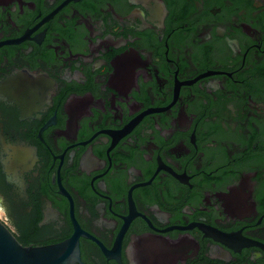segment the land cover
Returning <instances> with one entry per match:
<instances>
[{
	"label": "flooded vegetation",
	"instance_id": "1",
	"mask_svg": "<svg viewBox=\"0 0 264 264\" xmlns=\"http://www.w3.org/2000/svg\"><path fill=\"white\" fill-rule=\"evenodd\" d=\"M0 221L82 264H264V0H0Z\"/></svg>",
	"mask_w": 264,
	"mask_h": 264
},
{
	"label": "water",
	"instance_id": "2",
	"mask_svg": "<svg viewBox=\"0 0 264 264\" xmlns=\"http://www.w3.org/2000/svg\"><path fill=\"white\" fill-rule=\"evenodd\" d=\"M78 236L60 243L23 246L0 221V264H82Z\"/></svg>",
	"mask_w": 264,
	"mask_h": 264
},
{
	"label": "trees",
	"instance_id": "3",
	"mask_svg": "<svg viewBox=\"0 0 264 264\" xmlns=\"http://www.w3.org/2000/svg\"><path fill=\"white\" fill-rule=\"evenodd\" d=\"M19 243H20L21 245H23V246H24V245H29V244H27V243H24V242H22V241H21V242H19Z\"/></svg>",
	"mask_w": 264,
	"mask_h": 264
}]
</instances>
